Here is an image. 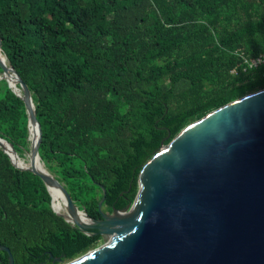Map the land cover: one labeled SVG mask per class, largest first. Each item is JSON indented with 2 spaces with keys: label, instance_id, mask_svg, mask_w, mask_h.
Listing matches in <instances>:
<instances>
[{
  "label": "trees",
  "instance_id": "1",
  "mask_svg": "<svg viewBox=\"0 0 264 264\" xmlns=\"http://www.w3.org/2000/svg\"><path fill=\"white\" fill-rule=\"evenodd\" d=\"M236 50L264 52V0H0V75L12 68L30 90L39 160L93 218L102 187L103 212L134 199L161 141L264 88V64L230 73ZM28 128L23 99L0 78V137L20 158ZM50 201L0 147V245L14 264L67 262L103 240Z\"/></svg>",
  "mask_w": 264,
  "mask_h": 264
},
{
  "label": "water",
  "instance_id": "2",
  "mask_svg": "<svg viewBox=\"0 0 264 264\" xmlns=\"http://www.w3.org/2000/svg\"><path fill=\"white\" fill-rule=\"evenodd\" d=\"M0 78L24 101L30 140L26 161L1 137L0 147L14 165L37 173L50 195V186L59 190L66 211L54 208L51 195L56 214L106 239L63 264H264V88L207 112L167 144L161 141L139 170L134 199L103 212L102 187L100 218H93L39 160L30 90L12 68ZM0 250L7 253L5 264H14L9 248Z\"/></svg>",
  "mask_w": 264,
  "mask_h": 264
},
{
  "label": "built area",
  "instance_id": "3",
  "mask_svg": "<svg viewBox=\"0 0 264 264\" xmlns=\"http://www.w3.org/2000/svg\"><path fill=\"white\" fill-rule=\"evenodd\" d=\"M235 53L239 56L240 60L230 69V73L234 75L264 64V52L255 56H246L242 50H236Z\"/></svg>",
  "mask_w": 264,
  "mask_h": 264
},
{
  "label": "bare ground",
  "instance_id": "4",
  "mask_svg": "<svg viewBox=\"0 0 264 264\" xmlns=\"http://www.w3.org/2000/svg\"><path fill=\"white\" fill-rule=\"evenodd\" d=\"M27 154V153H26ZM21 159H17L18 162H20ZM50 192L53 199V206L60 212L66 211L64 207V201L60 195V192L57 188L50 186ZM81 219L87 223V219L84 216H81Z\"/></svg>",
  "mask_w": 264,
  "mask_h": 264
},
{
  "label": "rangeland",
  "instance_id": "5",
  "mask_svg": "<svg viewBox=\"0 0 264 264\" xmlns=\"http://www.w3.org/2000/svg\"><path fill=\"white\" fill-rule=\"evenodd\" d=\"M24 158H25V161H26V160H27V154H25V157H24ZM105 240H106V239H103V240L101 241V243L104 242ZM101 243H100V244H101ZM63 263H65V262H62V263H59V264H63Z\"/></svg>",
  "mask_w": 264,
  "mask_h": 264
},
{
  "label": "flooded vegetation",
  "instance_id": "6",
  "mask_svg": "<svg viewBox=\"0 0 264 264\" xmlns=\"http://www.w3.org/2000/svg\"><path fill=\"white\" fill-rule=\"evenodd\" d=\"M107 213H109V212H107Z\"/></svg>",
  "mask_w": 264,
  "mask_h": 264
}]
</instances>
